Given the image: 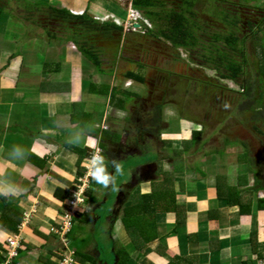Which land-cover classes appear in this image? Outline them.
<instances>
[{"label": "crops", "instance_id": "obj_1", "mask_svg": "<svg viewBox=\"0 0 264 264\" xmlns=\"http://www.w3.org/2000/svg\"><path fill=\"white\" fill-rule=\"evenodd\" d=\"M26 2L42 3L38 14L46 13L48 17L47 5L64 8L71 14L85 13L99 24L120 16V0ZM24 4L20 5L21 13H26ZM27 16L26 13L21 18L5 7L0 17V180L18 186L14 194L0 195V216L3 214L0 256L4 257L9 250L6 240L15 239L20 254L9 260V264L60 263L63 255L55 232L60 227L67 196L83 172L89 151L86 143L76 145L66 141L91 125L92 131L98 129V139L99 128L107 126L103 131L108 134L101 140L106 155L109 156V149L116 148L118 159H127L125 156L132 153L127 150L130 146L137 152L131 155H146L149 161L135 166L132 177L120 183V187L129 184V189L135 184L130 189L133 194L148 193L153 183L162 180L157 163L163 168L167 160L165 172L176 165L172 189L177 208L174 213L155 215L154 240L137 250L114 211L118 191L110 213L105 211L102 232L96 233L97 209L112 194L110 188L104 189L105 196L100 199L93 191L97 206L89 216L84 212L74 221L68 240L69 247L73 240L80 243L73 246L80 255L74 264H107L100 257L96 241H102L104 236L113 242L112 247L114 240L120 242L128 255L127 264H256L264 259V207L260 208L264 205V192L253 193L250 212L244 216L238 206H229L225 201L228 188L243 192L253 187V174L239 159L240 154L236 153V163L228 164L225 149L219 148L222 154L214 149L190 164L182 155L188 153L192 144L183 138L181 127L172 130L176 125L171 126L170 120L165 121L166 128L161 130L158 139V135L155 140L145 136L143 141L133 137L128 144L120 145L122 131L136 132L129 126L132 124L128 116L119 115L126 111V104L139 98L131 82L141 84L124 78L128 71H136L127 70L122 74V87L115 64L113 68L96 69L81 55L77 44L69 38L72 29L63 35L52 28L41 29L39 20L36 22ZM49 21L60 22L53 17ZM31 24H37V29ZM71 24L75 28L74 22ZM105 86L109 87L106 94ZM113 89L117 93L115 99L110 95ZM120 91L130 94L121 107ZM184 130L189 131L188 127ZM141 133L151 134L146 130ZM178 139L177 145L171 142ZM157 143L161 144L160 148L155 146ZM14 145L23 148L21 159L10 156ZM181 146L184 150L176 151ZM120 148H126L122 158ZM160 151L174 155L162 157ZM98 187V193L102 194V186ZM86 231L96 234V239H86ZM84 255L90 257V262Z\"/></svg>", "mask_w": 264, "mask_h": 264}, {"label": "rangeland", "instance_id": "obj_2", "mask_svg": "<svg viewBox=\"0 0 264 264\" xmlns=\"http://www.w3.org/2000/svg\"><path fill=\"white\" fill-rule=\"evenodd\" d=\"M130 1L132 2V0H120V16L111 20L126 21L128 23L129 19L127 16L129 15L130 19H132L131 14L133 16L138 12L142 18L147 19L149 28H145L152 30V35H147L141 30L128 32L122 30L121 33L113 32L110 38H104L95 31L87 33L85 36V39L94 47V52H96L102 69L113 68L115 64L114 67H116L121 78L122 74L127 70L136 71L137 74L143 77L141 85L131 82L132 87L135 85L134 90L138 93L139 98L126 104V111L119 114L121 117L123 115L128 116L132 124L129 126L133 127L136 132L131 133L132 130L122 131L120 133L122 137L120 145L128 144L133 137H139V141H143L145 136L155 140L158 135L156 138L158 139L159 134L162 133L161 130L166 128L165 121L170 120L171 126L174 123L176 125L175 128L172 127L173 131L181 127L179 129L180 133L186 141L190 140L193 130L199 131L197 140L187 150L189 154L184 153L182 155L184 159L186 157L188 163L191 164L201 158L202 155L206 156L209 151L219 148L225 149L226 155L224 158H226L228 164L236 163V153L239 155L242 151L239 143L244 142L250 157L258 164L257 168L259 169L260 178L264 180V111L258 110L262 114L256 119L253 112L248 108L250 101L257 99L259 88L255 83V90L253 89L251 96L246 98L242 87L239 85L244 84L245 80L254 81L258 65L264 64V55L259 53L260 47H264V0H197L191 8L193 15H187L196 29V35L200 38L199 45L214 44L224 54L222 57L231 56L237 61H243V74H241L237 82L220 79L217 75L218 73L208 67L211 62L208 61L207 56H202L207 53L203 52L201 47L189 49L177 47L156 34L157 24L146 17L144 12L169 13L171 9H178L179 4H181L180 0H158L155 5L147 8L134 7L132 4V10L129 11L127 8ZM7 2V9L14 14H19L21 18H25L26 13H21L20 3L17 4L13 0ZM33 18L36 22L39 20L40 28H52L59 31L62 35L74 28L71 23L64 24L62 22L54 23L49 21L50 17L46 13H36ZM31 25H34L35 29H37V24ZM228 36L235 38V45L232 46L227 43L225 39ZM241 51L244 56L238 54ZM117 64L118 66H116ZM121 78L120 84L124 87V81ZM102 127L107 129V126H101L99 129H103ZM182 127H188L189 131L185 132ZM145 130L147 132L150 131L151 134L145 135L141 133ZM171 142L177 145L179 139ZM155 146L160 148L161 144L157 143ZM130 147L127 149L129 152L137 153L136 149ZM197 148L198 150L195 151ZM121 149L120 158H122L121 154L125 152L126 148ZM109 150L110 152H107L109 157L119 158L117 156L119 149ZM182 150H184V146L176 149V151ZM131 154L125 156L127 159L122 160L125 175L118 177L116 180V186L119 187L114 211L118 212V219L122 215L120 213L122 208L119 203L124 195L121 194H128V191L132 190L135 185L132 184L129 189V184L127 187H122L123 185L120 187V183L132 177V170L135 166L146 164L149 161L144 154ZM160 154L162 157L174 155L173 152H161ZM166 161L165 159L161 172L168 167L167 165L165 166ZM159 165L157 163V166ZM171 184L174 185L173 179ZM98 186L100 185L92 183V191L90 193L93 195L94 191L101 199L105 196V191L102 188V194H99L100 188ZM131 190L129 195L134 193ZM109 192L110 195L112 194L111 199L109 198L107 203L102 202L101 207L97 209V214L99 215L96 225L97 234L102 232L101 227L105 220V211L110 213L116 199L115 191L110 188ZM85 197L87 200L85 202L86 206L81 210V213L85 212L89 216L91 210L97 204L91 203L86 194ZM126 201V205H128L130 199ZM95 235L92 232L90 233V231H86L85 236L86 239L91 240L96 239ZM115 238L117 239L116 236H114ZM96 241L98 242V252L101 259L107 264H114L115 249L112 247L113 242H110L105 236L102 241L98 239ZM114 241L115 244L120 245V242ZM66 244L69 250L73 252L74 245L80 246L78 240H73L71 247H69L68 240ZM59 250H61L63 256L68 253L63 245H61ZM142 252H145V250H142Z\"/></svg>", "mask_w": 264, "mask_h": 264}, {"label": "trees", "instance_id": "obj_3", "mask_svg": "<svg viewBox=\"0 0 264 264\" xmlns=\"http://www.w3.org/2000/svg\"><path fill=\"white\" fill-rule=\"evenodd\" d=\"M10 1V0H6ZM6 1L0 2V17L4 13L5 3ZM17 4L25 2L23 5L24 11L28 14L27 17L32 16L36 13L40 12L39 5H43L40 2H26L27 0H13ZM158 0H132V4L134 7H150L155 5ZM162 1V0H161ZM164 1V0H163ZM197 0H180L179 6L177 10L171 9L169 13H159L155 11H145L144 14L148 17L152 22H155L158 26L156 30V34L159 37L169 42L172 45H176L181 48H195L201 47L203 52L207 54H203L202 56H207L208 61L211 63L208 65L209 68L216 71L220 79H227L233 82H237L240 78L241 74H243L242 66L243 61H237L236 59L229 57H222L224 54L217 49L214 44L209 45H199L198 42L200 38L196 35V29L192 25L193 23L190 21V17L192 16L193 11H191L194 3ZM47 13L49 17L57 18L62 23H71L74 22L75 28L70 32V39L75 42L78 46V50L81 55L86 58L89 62H91L96 69L100 67V63L97 59L96 52H94V47L85 39L86 34L91 32H98L104 38H110L113 32L121 33L122 27L115 24L113 21H107L105 23L99 24L97 21L89 17L85 13L80 14H71L68 10L56 6L47 5ZM26 17V18H27ZM264 23V20H263ZM145 30L144 33L147 35H152V30L145 28L146 26H142ZM84 36V37H82ZM229 45H235V38L226 37L225 39ZM204 46V47H203ZM259 53L264 55V47L261 46L259 49ZM243 55L242 51L238 53ZM244 56V55H243ZM242 56V57H243ZM257 74L254 78V81L245 80L244 84H239L242 87V91L244 92V96L246 98L250 97L253 93V89L255 83L258 90L257 99L250 101L249 110H251L255 116V118H259L261 115V111H264V64H259L257 68ZM124 78H129L132 81L142 84L143 77L136 72L128 71L125 73ZM109 87L105 86L104 94L108 92ZM255 90V89H254ZM111 98H117L116 90H112L110 93ZM120 107L123 105V102L130 97V94L126 92L120 91ZM94 131V132H93ZM92 136H98V129L93 128ZM108 134V132L101 131L100 141L103 136ZM199 135V131L193 130L191 133L190 142L194 144ZM116 136V135H115ZM242 147L241 154L239 159L245 163L249 171L253 174V187L250 189H246L243 192H236L234 189H227L226 200L229 206H238L241 215H248L250 212L251 204H252V195L257 192H264V180L260 178V173L258 164L254 162V160L250 157L247 146L244 142L239 143ZM100 147L105 150V145L101 142ZM217 154L221 153L218 149L215 150ZM159 165V171L157 172L162 180L160 182H156L152 184L151 191L145 194H126L122 197V201H120L119 205L122 209H120V213L122 214L120 220L124 229L133 242L134 246L137 249H141L143 246L152 242L155 238V215L157 213H174L176 211L175 205V197L174 191L172 189V179L173 173L177 169L175 165L168 172L162 171ZM83 169V168H82ZM81 169V171H83ZM111 170V169H109ZM83 175V172H80V176ZM92 183H95L92 179H90ZM219 185V184H218ZM79 186V181L77 180L76 185L73 187V190L69 192L67 199H69L75 189ZM219 188V187H218ZM92 189H88L86 191V195L91 203H97V199L91 195ZM221 197L220 195H218ZM130 199L129 205L125 206L126 200ZM264 203V200H263ZM264 205L261 206V210ZM118 213V212H117ZM85 213H81L83 215ZM116 212L114 213L115 216ZM7 216V215H6ZM3 217V214L0 216ZM73 225L68 232L67 239L69 240L70 233L72 231ZM13 232H16V229H12ZM132 236V237H131ZM72 246V245H71ZM114 263L115 264H127L128 255L124 251L123 247L119 244H114ZM20 254V249H17V255ZM79 253H75V260L79 257ZM88 259L90 262V257L86 255L83 256ZM5 261V257L0 256V263Z\"/></svg>", "mask_w": 264, "mask_h": 264}, {"label": "clouds", "instance_id": "obj_4", "mask_svg": "<svg viewBox=\"0 0 264 264\" xmlns=\"http://www.w3.org/2000/svg\"><path fill=\"white\" fill-rule=\"evenodd\" d=\"M113 22L115 23V21ZM141 24L142 26L143 25L146 26L142 22ZM146 27L149 28L148 26ZM126 84L130 85L131 83L126 82ZM103 130L104 128L100 129V131H103ZM91 131H92V126L86 125L85 129L80 130L76 135H74L70 140H67L66 142L70 144H76V145H79L81 143H86L89 148V151H88V156L86 158L85 165L83 166V173L85 171V166H86L87 172L90 178L97 185L102 186L103 189L111 188L113 191H117L118 189L116 186V180L118 177L125 175L123 161L121 159H118L115 157H109L108 155H106L105 150L102 147H100V143H101L100 139L90 135ZM23 155H24V150L21 146L14 145L12 147L10 156L13 159H21ZM109 169H111V171ZM80 177L77 178L78 181ZM91 186H92V182L90 181L89 186L87 187L86 191L88 189H92ZM17 189H18V186L16 184L10 181L0 180V195H12L17 191ZM69 199H67L66 202H68ZM86 201L87 200H85V202ZM66 206H67V203H66ZM85 206L86 204L84 203V206L80 208V211L77 213L74 221L77 219V217L80 216L81 210ZM74 221H73V224H74ZM14 259L15 258H13L12 260ZM74 262H75V251H74Z\"/></svg>", "mask_w": 264, "mask_h": 264}, {"label": "built area", "instance_id": "obj_5", "mask_svg": "<svg viewBox=\"0 0 264 264\" xmlns=\"http://www.w3.org/2000/svg\"><path fill=\"white\" fill-rule=\"evenodd\" d=\"M132 3L131 1L128 3V10H132ZM128 23L120 22L119 20H115V23L122 27L124 32L128 31H135V30H141L143 33L145 30L142 27V23H144L146 26H148L147 19L142 18L141 15L136 12V15L131 14L132 19H130V16L128 15ZM103 128V127H102ZM90 176L87 172V168L85 166V171L83 175L79 178V186L77 187L76 191H74L73 195L70 197V199L67 202V207L65 211L63 212L61 218L60 227L58 230H56V233L58 234L59 241L61 245H63L64 249L68 252L67 255L63 256L59 264H73L74 263V252L69 250L67 246V234L73 224V221L77 215V213L80 211V208L84 206L85 203V192L87 187L90 183ZM8 251L6 253L5 261L1 262L0 264H9V260H12L13 258L17 257V248H18V242L15 239H7L6 240ZM7 259V260H6ZM256 264H264V259H261Z\"/></svg>", "mask_w": 264, "mask_h": 264}]
</instances>
